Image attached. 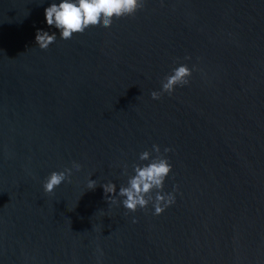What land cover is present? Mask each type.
Returning a JSON list of instances; mask_svg holds the SVG:
<instances>
[{"label":"water","instance_id":"water-1","mask_svg":"<svg viewBox=\"0 0 264 264\" xmlns=\"http://www.w3.org/2000/svg\"><path fill=\"white\" fill-rule=\"evenodd\" d=\"M53 2L0 0V264H264V0H144L70 40ZM154 145L175 203L129 212L119 189Z\"/></svg>","mask_w":264,"mask_h":264},{"label":"clouds","instance_id":"clouds-1","mask_svg":"<svg viewBox=\"0 0 264 264\" xmlns=\"http://www.w3.org/2000/svg\"><path fill=\"white\" fill-rule=\"evenodd\" d=\"M144 0H60L57 4L53 2L45 9V20L49 27H54L60 33V39L70 40L74 35L82 34L90 27L103 26L110 28L113 20H119L127 16H133L143 7ZM57 39L55 33L49 34L47 31L37 30L35 43L41 50H47ZM192 72L182 65L175 69L171 75L165 78L162 83L163 93L171 95L177 86H185L189 83ZM153 100H159L161 93L153 92ZM155 157L148 151L143 152L139 159L147 162L142 165H134L132 175L127 182V186H121L118 192L119 197L124 198L123 207L129 212H136L137 209H144L150 202L153 203L154 215H161L168 207L175 203L172 194H161L166 178L172 172V167L167 159L160 154V148L153 146ZM165 153L170 151L164 150ZM79 164H73L76 171L80 170ZM125 174L127 172L125 171ZM72 169L66 168L64 171L52 172L43 184L45 193H52L64 182H71ZM96 183L91 180L88 184L89 190H95ZM108 198V202L116 204L115 199H111L117 194L114 183L101 185ZM156 195L153 200L152 192ZM136 221L133 220V223Z\"/></svg>","mask_w":264,"mask_h":264}]
</instances>
